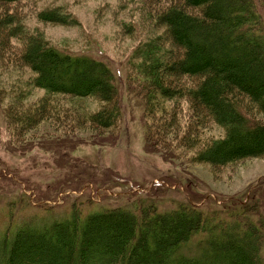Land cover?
<instances>
[{"label": "trees", "instance_id": "16d2710c", "mask_svg": "<svg viewBox=\"0 0 264 264\" xmlns=\"http://www.w3.org/2000/svg\"><path fill=\"white\" fill-rule=\"evenodd\" d=\"M18 1L0 0V28L3 39L13 34L23 41L18 57L35 73L33 86L49 95L104 100L109 104L87 114V121L104 129L119 126L114 118L121 114L119 93L110 67L62 53L20 27L8 29L14 18L6 7ZM153 14L151 26L162 33L152 32L133 49L128 74L135 73V78L123 77L127 92L142 99L148 114L156 103L165 108L183 101L206 110L224 135L202 139L197 147V128L206 115L191 114L187 137L180 141L188 146L195 142L197 162L223 166L264 157V0H173L172 6ZM39 18L66 23L55 10L42 11ZM188 78L195 82L192 88L183 85ZM36 106L11 109L9 130L30 128L44 112ZM165 119H156V139L167 136L176 123ZM254 208L238 206L228 220L220 219L221 211L208 216L190 205L163 211L154 206L137 214L126 208L83 214L74 208L67 217L44 225L31 221L6 226L0 234V264H264L255 226L237 218ZM237 230L239 240L232 237Z\"/></svg>", "mask_w": 264, "mask_h": 264}, {"label": "rangeland", "instance_id": "374dc122", "mask_svg": "<svg viewBox=\"0 0 264 264\" xmlns=\"http://www.w3.org/2000/svg\"><path fill=\"white\" fill-rule=\"evenodd\" d=\"M172 4L173 0H22L7 5L6 13L14 18L8 29L20 27L41 35L47 46L62 53L107 64L115 77L121 114L114 116L119 126L104 129L89 123L87 116L109 103L49 95L34 87L35 73L18 57L23 41L13 34L3 39L5 30L0 28V234L9 224L15 228L31 221L40 226L61 220L74 208L83 214L113 208L137 214L154 206L163 211L189 203L208 216L221 211L220 219L228 220L238 206H255L237 218L255 226L264 262V157L223 166L195 161V142L188 146L180 140L187 137L191 114L207 111L183 101L165 108L156 103L148 114L142 99L124 85L125 75L135 78V73L128 74L133 49L152 32L162 33L152 27V14ZM52 10L66 23L40 20V12ZM183 85L192 88L195 82L188 78ZM35 104L44 112L34 124L10 131L6 119L11 109L24 111ZM161 116L176 123L167 136L156 139L152 132ZM203 119L197 147L202 139L224 135L211 117ZM173 142L178 147L173 149ZM236 233L232 237L239 240Z\"/></svg>", "mask_w": 264, "mask_h": 264}]
</instances>
